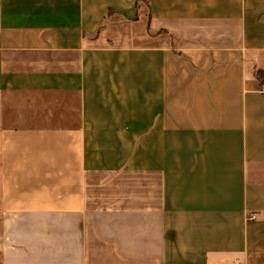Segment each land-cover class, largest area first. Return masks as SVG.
Here are the masks:
<instances>
[{
  "label": "crops",
  "instance_id": "obj_1",
  "mask_svg": "<svg viewBox=\"0 0 264 264\" xmlns=\"http://www.w3.org/2000/svg\"><path fill=\"white\" fill-rule=\"evenodd\" d=\"M258 71L264 0H0V264H264Z\"/></svg>",
  "mask_w": 264,
  "mask_h": 264
},
{
  "label": "rangeland",
  "instance_id": "obj_2",
  "mask_svg": "<svg viewBox=\"0 0 264 264\" xmlns=\"http://www.w3.org/2000/svg\"><path fill=\"white\" fill-rule=\"evenodd\" d=\"M259 73H261L263 77H258L257 75H256V77L258 78V81L260 83L261 91L264 92V72L261 71ZM248 217H249V220H255L257 218V215L255 213H253V214L249 215Z\"/></svg>",
  "mask_w": 264,
  "mask_h": 264
},
{
  "label": "trees",
  "instance_id": "obj_3",
  "mask_svg": "<svg viewBox=\"0 0 264 264\" xmlns=\"http://www.w3.org/2000/svg\"><path fill=\"white\" fill-rule=\"evenodd\" d=\"M256 75H257L258 77H263L262 74L259 73V72H257Z\"/></svg>",
  "mask_w": 264,
  "mask_h": 264
}]
</instances>
